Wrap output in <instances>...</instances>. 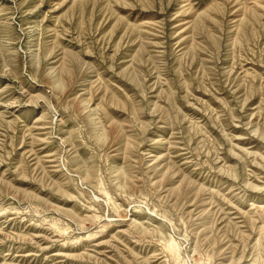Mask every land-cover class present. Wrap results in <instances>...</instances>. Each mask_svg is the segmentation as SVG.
Wrapping results in <instances>:
<instances>
[{
	"label": "rangeland",
	"instance_id": "374dc122",
	"mask_svg": "<svg viewBox=\"0 0 264 264\" xmlns=\"http://www.w3.org/2000/svg\"><path fill=\"white\" fill-rule=\"evenodd\" d=\"M0 264H264V0H0Z\"/></svg>",
	"mask_w": 264,
	"mask_h": 264
}]
</instances>
